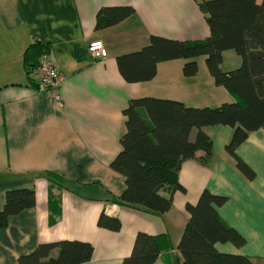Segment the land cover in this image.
Segmentation results:
<instances>
[{
    "label": "crops",
    "instance_id": "obj_1",
    "mask_svg": "<svg viewBox=\"0 0 264 264\" xmlns=\"http://www.w3.org/2000/svg\"><path fill=\"white\" fill-rule=\"evenodd\" d=\"M114 5H129L134 13L114 26L95 29L97 10ZM150 35L198 40L209 35V28L197 0H0V208L8 189L31 188L35 195L34 207L11 216L0 229V264H16L19 255L38 243L58 240L89 242L93 253L82 264H122L139 231L166 233L172 264H182L177 246L188 217L185 204L196 203L205 189L226 197L217 214L245 240L240 247L217 243L216 249L264 264L262 129L249 133L235 150L254 172L252 179H246L225 152L232 129L211 126L205 131L213 141L212 155L202 163L198 152L181 163V190L173 193L169 211L154 214L114 203L125 183L110 162L120 151L122 109L128 100L154 96L190 105L192 97L193 80L183 76L180 59L160 62L149 81L124 80L116 58L147 45ZM35 40L47 45L46 53L62 76L59 103L38 85V70L29 76L24 70L23 52ZM93 40L103 43L104 59L89 54ZM208 83H213L209 74ZM214 89L215 95L199 102L234 100L224 88ZM48 172L60 175L56 180L62 186L50 187L60 204L52 225ZM104 210L119 219L118 230L99 227ZM167 258L162 253L156 264H166Z\"/></svg>",
    "mask_w": 264,
    "mask_h": 264
},
{
    "label": "trees",
    "instance_id": "obj_2",
    "mask_svg": "<svg viewBox=\"0 0 264 264\" xmlns=\"http://www.w3.org/2000/svg\"><path fill=\"white\" fill-rule=\"evenodd\" d=\"M197 2L209 28L207 37L182 41L150 35L147 45L116 58L119 72L127 82L149 81L155 77L160 62L182 59L183 76L192 77L198 71L196 57L203 56L213 83L224 88L234 100L203 107L154 96L128 100L122 109L124 129L119 138L120 151L110 162V168L124 178L125 188L114 200L119 207L154 214L169 211L173 193L181 190L177 180L181 163L197 157L198 152H202L199 156L202 163L212 155L213 141L206 127L232 129L225 152L246 179L254 177L235 150L249 133L264 130V0ZM133 13L129 5L101 6L95 15V29L114 26ZM47 48L35 40L25 49L22 61L27 76L37 70ZM229 49L240 57V64L235 69L222 70V53ZM45 175L49 183L48 223L52 225L60 215V204L50 189L60 188L61 181L56 180H60V175L53 172ZM225 201V196L205 189L196 203L185 204L188 217L177 246L182 264H252L247 256L223 254L216 249L217 243L240 247L245 242L217 214L216 207ZM34 205L33 189H8L0 208V229L11 216ZM97 224L113 231L121 226L118 218L109 217L104 211ZM171 248L166 233L151 235L139 231L131 254L122 264H156L162 253L168 255L166 264H172ZM92 253L89 242H42L31 252L19 255L16 264H82L91 259Z\"/></svg>",
    "mask_w": 264,
    "mask_h": 264
},
{
    "label": "rangeland",
    "instance_id": "obj_3",
    "mask_svg": "<svg viewBox=\"0 0 264 264\" xmlns=\"http://www.w3.org/2000/svg\"><path fill=\"white\" fill-rule=\"evenodd\" d=\"M182 60V59H180ZM183 61V60H182ZM196 61L199 67V71H197L196 73V77H194L195 79H190L193 77H189L187 78V80H193V83L191 84V88L193 89L191 92L192 97H190L189 99V104L191 106H197V107H203V106H216L218 104L221 103L220 99L219 102H210V104L206 105L203 104L204 102H199L200 100H208L210 99V96L215 95V89L216 87H218L219 89L222 87L220 86H216L214 83L209 84L208 83V70L206 68L205 65V60L203 56H197L196 57ZM240 64V57L231 49L229 50H225L222 53V62H221V69L222 70H228V69H235L236 67H238ZM209 78L212 81V78L210 77L209 74ZM223 102V101H222ZM188 105V104H187ZM106 212H108V210H104V213L106 214ZM113 213H110V215H112ZM108 215V214H106Z\"/></svg>",
    "mask_w": 264,
    "mask_h": 264
},
{
    "label": "built area",
    "instance_id": "obj_4",
    "mask_svg": "<svg viewBox=\"0 0 264 264\" xmlns=\"http://www.w3.org/2000/svg\"><path fill=\"white\" fill-rule=\"evenodd\" d=\"M87 49L89 54L96 60L104 59L107 56V50L100 40L91 41ZM37 70L40 87L47 91L51 101L59 103L61 99L58 89L62 76L53 65L48 53L45 52L41 56Z\"/></svg>",
    "mask_w": 264,
    "mask_h": 264
}]
</instances>
